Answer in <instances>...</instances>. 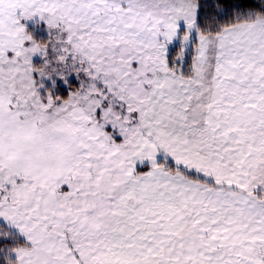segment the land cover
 <instances>
[{"label": "snow or ice", "instance_id": "1", "mask_svg": "<svg viewBox=\"0 0 264 264\" xmlns=\"http://www.w3.org/2000/svg\"><path fill=\"white\" fill-rule=\"evenodd\" d=\"M0 264H264V0H0Z\"/></svg>", "mask_w": 264, "mask_h": 264}]
</instances>
